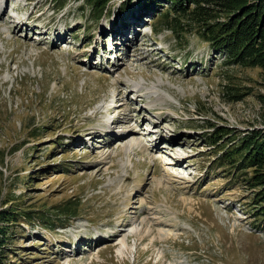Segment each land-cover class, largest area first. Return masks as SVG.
I'll return each instance as SVG.
<instances>
[{"label":"rangeland","instance_id":"rangeland-1","mask_svg":"<svg viewBox=\"0 0 264 264\" xmlns=\"http://www.w3.org/2000/svg\"><path fill=\"white\" fill-rule=\"evenodd\" d=\"M207 2L205 16L223 20ZM27 3L18 12L30 31L0 17V264H264L253 210L264 184V22L246 65H231L192 17L180 21L186 33L164 30L168 4L135 1L124 13L113 1L98 17L87 0ZM150 118L163 120L154 139ZM209 123L225 133L219 146ZM124 126L140 129L147 152L114 144L108 129ZM245 135L262 159L238 176L220 149ZM135 228L151 233L119 257L112 236Z\"/></svg>","mask_w":264,"mask_h":264},{"label":"trees","instance_id":"trees-1","mask_svg":"<svg viewBox=\"0 0 264 264\" xmlns=\"http://www.w3.org/2000/svg\"><path fill=\"white\" fill-rule=\"evenodd\" d=\"M90 4L92 12L95 13L98 17L110 9V4L113 1L118 3V10L121 12H127L130 10V4L137 1V4L145 9H153L152 6L161 7L168 4V10L162 14V17L166 19L170 15L175 16L172 18V22L169 20L162 23L164 30L178 32L180 28L181 32L186 33L184 29V23L182 24V17H192L194 21V26L197 32L198 37L202 39L203 42L209 43V46L215 51L223 52L227 64H242L245 63V56L252 49L254 43V36L256 33L262 34V29L264 24V0L254 2L250 6H241L237 5L238 0H211L213 4L221 6L227 14H225L224 19H216L212 21L210 18H207L206 12L202 9V4L208 3L207 0H87ZM237 3V4H236ZM256 4V5H255ZM190 7H193L190 9ZM255 7V8H254ZM253 9L249 15L246 17L244 14L249 10ZM156 12V9H153ZM232 10V11H231ZM245 10V13H240ZM158 11V10H157ZM171 11L174 13L172 14ZM238 11V13H237ZM237 13V14H236ZM232 14V15H231ZM234 15V16H233ZM161 16V15H160ZM245 17V18H244ZM146 18V17H141ZM139 18V19H141ZM258 19L259 24H258ZM173 22L178 23V25H173ZM262 25H261V24ZM166 25V26H165ZM198 25V26H197ZM262 26V27H261ZM152 31H157L158 29L155 26L151 27ZM253 30V32H252ZM252 34V36L250 35ZM247 40V42L245 41ZM241 44V45H240ZM257 44V43H256ZM240 45V46H239ZM245 57V58H244ZM205 129L212 130L208 132V137L210 140L211 146H219V140L224 139L223 131H219L213 123H209ZM211 135H215L211 138ZM229 135V134H228ZM214 138V140H212ZM233 142V143H232ZM235 144V145H234ZM259 141H252V138L245 135L242 138L237 139L236 142L231 141L227 143L226 147H223L221 150L220 164L231 165L232 168L236 169L239 172L240 176L247 172V169L251 168L254 163L259 162L262 158V148ZM255 177V175H254ZM254 186L258 185L254 182ZM264 184L259 191H256V194L253 198L255 206L253 210L256 212L257 217L264 218ZM259 187V188H260Z\"/></svg>","mask_w":264,"mask_h":264},{"label":"bare ground","instance_id":"bare-ground-1","mask_svg":"<svg viewBox=\"0 0 264 264\" xmlns=\"http://www.w3.org/2000/svg\"><path fill=\"white\" fill-rule=\"evenodd\" d=\"M5 2V1H4ZM4 2H3V0H1V2H0V17H5V15H6V13H7V11L8 10H6L5 9V4H4ZM12 3H15L14 2V0H12ZM27 5L29 4V3H26ZM13 5V4H12ZM26 5V6H27ZM23 9L24 8H20V9H18V11H20V12H22L23 11ZM5 13V15H3V14ZM9 15H12V14H9ZM13 16V18H14V20H15V22H17V23H21L20 25H18V24H14V25H16V26H21V28L22 27H24V26H28V28H27V30H29L30 31V28H29V23L30 22H32V20L31 19H28V18H24V17H22V15H21V17H20V15L19 16H14V15H12ZM5 19H6V17H5ZM4 19V20H5ZM1 21V20H0ZM14 21L12 22V23H15ZM9 23H11L10 21H9ZM24 24V25H23ZM35 26V25H34ZM39 27V26H38ZM33 28V27H32ZM36 29V28H35ZM43 30V29H42ZM33 31V30H32ZM59 32H61V31H59ZM59 32H57L56 31V36L58 37V39L56 40V39H54L55 41H57V42H59V41H62V40H65L66 39V34H64L63 33V31L61 32V34L59 35ZM28 33V32H27ZM42 34H44V33H42ZM125 42V41H124ZM123 42V43H124ZM121 47H123L122 45H121ZM122 50V49H121ZM86 60V59H85ZM112 60V59H111ZM107 66V65H106ZM133 88V87H132ZM140 91V89H138V92ZM125 105V103L124 104H122V103H120V107L119 108H117V110H119L121 107H123ZM153 110L155 109V107L153 108V107H151ZM115 109V108H114ZM116 110V111H117ZM146 110H148L147 109V107H146ZM115 112V111H114ZM149 112V111H148ZM147 113V112H146ZM150 113V112H149ZM153 118H150V120H145V122H144V124H149V126H154L153 128H149L148 130H147V135H148V137L147 138H149L150 136H149V134L150 135H154V130H155V127H157V129H159L158 128V126H156V124H158V123H160V122H162L163 120H162V118H161V120L160 121H157V122H153ZM159 120V119H158ZM109 123H107V125H108ZM161 124V123H160ZM138 125L139 124H137V128H138ZM136 127H134V128H136ZM132 127H129V126H124L122 129H120L119 130V132L117 133V132H114V131H109V129H108V133L111 135V137H113L116 141H114L115 143L114 144H118L119 145V147L121 148V151H122V153H124L125 155H127L129 152H136L137 150H138V148H140V147H142V149H143V151L144 152H147L149 149V147L147 146V144H144V140H143V137H139L140 135V133H141V131H140V129H137V130H132L131 129ZM156 132H158V131H156ZM154 137H155V135L154 136H152V139H154ZM177 137V135H174L173 137H171V139L169 140V139H167V140H169V141H171L172 139H175ZM113 140V139H112ZM174 143H176V142H174ZM179 143H181V142H179ZM167 147H168V145H166ZM118 147V148H119ZM175 148H180V145H178V146H170L169 145V150H172V149H175ZM137 153V152H136ZM108 159V158H107ZM104 160H106V158H104ZM169 164H171V163H174V162H172V160H171V162H168ZM179 165L180 164H176V167L178 168V169H181V167H179ZM181 171V170H180ZM168 174V176H171L169 173H167ZM127 181H129V178H127ZM152 219H157L156 217H154V218H152ZM145 222V221H144ZM142 223V224H144V227L143 228H145V226L147 225L146 223ZM168 225V224H167ZM129 226V225H128ZM127 226V227H128ZM126 231L127 230H121V231H119L118 233H115L113 236H112V240H114L115 238L117 239V241L119 240V245H120V248H119V250L117 251V254H118V256L119 257H122V256H124L126 253H127V251L128 250H130V247L128 248V246H129V240L131 239V238H137V239H139V241H141V240H144L145 238H147L149 235H150V233H151V231H146L145 229H140V228H135V229H131L130 230V232H128V234H125L126 233ZM159 233V235H161V237H163V236H166V237H170L171 236V234H166V232H164V231H159L158 232ZM124 235V236H123ZM161 239V238H160ZM107 249H109V248H107ZM130 252H131V250H130Z\"/></svg>","mask_w":264,"mask_h":264}]
</instances>
